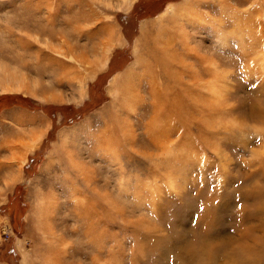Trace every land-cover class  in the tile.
Listing matches in <instances>:
<instances>
[{
    "label": "rangeland",
    "instance_id": "374dc122",
    "mask_svg": "<svg viewBox=\"0 0 264 264\" xmlns=\"http://www.w3.org/2000/svg\"><path fill=\"white\" fill-rule=\"evenodd\" d=\"M0 264H264V0H0Z\"/></svg>",
    "mask_w": 264,
    "mask_h": 264
},
{
    "label": "crops",
    "instance_id": "0c3cea01",
    "mask_svg": "<svg viewBox=\"0 0 264 264\" xmlns=\"http://www.w3.org/2000/svg\"><path fill=\"white\" fill-rule=\"evenodd\" d=\"M140 27L141 26H139V29H140ZM92 63H94V64H92L93 65V72H94V74H92V77L96 76L99 72H102L103 70H105L106 67H108L106 62L102 63L101 60H98L96 62V59H95ZM113 78L119 83V86L121 88H124V86L126 85V81L129 80L128 71H126L125 69H122L121 71L115 73ZM105 91L108 92L107 88H105Z\"/></svg>",
    "mask_w": 264,
    "mask_h": 264
}]
</instances>
